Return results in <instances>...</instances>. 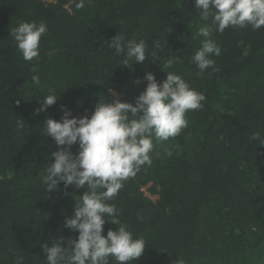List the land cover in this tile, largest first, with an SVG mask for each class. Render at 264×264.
Returning <instances> with one entry per match:
<instances>
[{"label": "trees", "instance_id": "obj_1", "mask_svg": "<svg viewBox=\"0 0 264 264\" xmlns=\"http://www.w3.org/2000/svg\"><path fill=\"white\" fill-rule=\"evenodd\" d=\"M78 3L0 0V264H16L12 250L24 264H46L42 245L78 236L64 220L86 189L70 186L65 195L61 183L47 194L40 177L52 162L46 157L58 148L43 134L44 121H59L61 106L90 117L97 102L113 96L134 103L147 72L158 82L175 72L206 100L186 113L188 125L179 136L153 138L151 166L124 181L108 201L134 238L146 241L132 264H264V146L250 139L254 132L264 138V27L214 32L219 71L200 74L190 62L203 39L196 35L204 22L194 0ZM21 21H43L48 28L32 61L23 59L10 35ZM117 33L144 39L148 52L157 53L154 62L119 65L123 57L108 46ZM170 57L181 62L164 69ZM49 89L57 101L37 114ZM78 150V144L71 149ZM119 226L108 222L103 234ZM109 264L116 262L109 258Z\"/></svg>", "mask_w": 264, "mask_h": 264}, {"label": "clouds", "instance_id": "obj_2", "mask_svg": "<svg viewBox=\"0 0 264 264\" xmlns=\"http://www.w3.org/2000/svg\"><path fill=\"white\" fill-rule=\"evenodd\" d=\"M87 2L90 4L92 0ZM194 2L204 22L196 35L203 39L190 62L196 65L200 74L210 68L219 71L212 58L221 52L212 39L214 32L222 34L229 27L243 29L251 26L253 30L264 27V0ZM83 7L85 0H79L77 8ZM47 31L43 21H21L10 30V35L23 59L32 61L39 57L41 38ZM108 46L117 57H123L119 65L129 69L134 62L142 64L146 58L154 62L157 55L156 51L148 52L144 39L126 40L118 33ZM155 47L159 49L160 45ZM178 62H181L180 57H170L163 68H171ZM32 71L35 72L36 68L33 67ZM165 73L166 79L158 82L153 73L147 72L143 77L146 87L134 103L122 102L113 96L111 100L97 102L90 117H75L65 106H61L63 115L59 121L52 118L44 121L43 134L51 137L58 148L46 157L52 162L46 164V171L40 177L47 194L59 191L61 183L65 195H68L70 186L86 189L79 196V201H75L73 214L64 220V228L78 232V236L66 241L61 236L53 239L51 246L42 245L46 264H109V258L116 264H132L143 255L146 241L134 238L118 219L116 206L108 201L118 195L124 181L135 177L143 166H151L153 138L166 141L179 136L188 125L186 113L203 108L202 102L206 100L204 93L192 88L180 75ZM31 80L40 86L38 75H33ZM140 82L135 81L137 84ZM109 94L112 95L111 89ZM57 98L55 91L49 89V94L40 100L37 114L54 105ZM250 139L264 146V138L259 132L252 133ZM77 144L79 150L73 154L71 149ZM171 154L169 151L168 155ZM138 219L143 217L138 216ZM108 222L120 226L116 230L109 229L105 236L104 226ZM12 251L17 256L16 264H24L23 257ZM175 264H183V261L178 259Z\"/></svg>", "mask_w": 264, "mask_h": 264}, {"label": "rangeland", "instance_id": "obj_3", "mask_svg": "<svg viewBox=\"0 0 264 264\" xmlns=\"http://www.w3.org/2000/svg\"><path fill=\"white\" fill-rule=\"evenodd\" d=\"M145 191H146V194L148 195V196H150V197H153V198H155L156 196L155 195H152L150 192H149V190H148V186L147 187H145V189H144Z\"/></svg>", "mask_w": 264, "mask_h": 264}]
</instances>
